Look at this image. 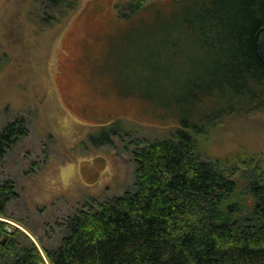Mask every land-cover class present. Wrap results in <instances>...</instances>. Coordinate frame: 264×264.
Instances as JSON below:
<instances>
[{"label":"trees","instance_id":"trees-1","mask_svg":"<svg viewBox=\"0 0 264 264\" xmlns=\"http://www.w3.org/2000/svg\"><path fill=\"white\" fill-rule=\"evenodd\" d=\"M44 3L54 21L77 4ZM126 8L140 19L153 10L160 22L154 46L191 51L176 73L173 66L155 68L169 79L159 90L170 92L167 107L177 122L162 139H130L134 185L70 216L60 243L44 246V255L50 264H264V157H212L205 146L221 115L264 112V64L255 48L264 0H132ZM142 87L152 83L145 79ZM208 102L227 106L211 119L214 108L206 110L204 118ZM117 124L92 141L113 143L122 133ZM27 133L24 119L8 122L0 159ZM17 197L14 181L0 177V264H46L31 236L5 221Z\"/></svg>","mask_w":264,"mask_h":264},{"label":"rangeland","instance_id":"rangeland-1","mask_svg":"<svg viewBox=\"0 0 264 264\" xmlns=\"http://www.w3.org/2000/svg\"><path fill=\"white\" fill-rule=\"evenodd\" d=\"M72 1L76 8L54 21L44 0H0V131L19 118L28 128L0 159V177L18 192L6 220L31 236L46 264L43 247L60 243L70 216L134 185L129 140L171 133L170 92L159 90L169 79L155 68L176 73L190 51L154 46L160 22L151 8L140 19L126 8L132 0ZM145 79L152 87H142ZM226 106L208 102L201 114L214 108L211 119ZM219 118L205 144L212 157H264V112ZM115 124L122 133L113 143L92 141Z\"/></svg>","mask_w":264,"mask_h":264},{"label":"water","instance_id":"water-1","mask_svg":"<svg viewBox=\"0 0 264 264\" xmlns=\"http://www.w3.org/2000/svg\"><path fill=\"white\" fill-rule=\"evenodd\" d=\"M255 48H256V51L259 55V58L261 59V61L263 62L264 64V27L261 28L258 33L256 34L255 36ZM7 222H9L10 224H12L10 221L8 220H5ZM12 230V228L10 226H8L6 228V231L7 233H10ZM8 236L7 235L4 239H3V243H6L7 242V239H8Z\"/></svg>","mask_w":264,"mask_h":264}]
</instances>
